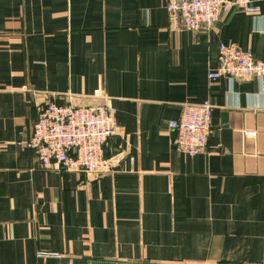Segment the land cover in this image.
I'll use <instances>...</instances> for the list:
<instances>
[{
  "label": "crops",
  "instance_id": "0c3cea01",
  "mask_svg": "<svg viewBox=\"0 0 264 264\" xmlns=\"http://www.w3.org/2000/svg\"><path fill=\"white\" fill-rule=\"evenodd\" d=\"M166 3L0 0V264H264V80L209 79L221 45L264 60V0L197 32ZM98 92L117 111L111 173L19 146L44 105ZM206 101L207 149L177 153L170 123Z\"/></svg>",
  "mask_w": 264,
  "mask_h": 264
},
{
  "label": "built area",
  "instance_id": "2783aa9c",
  "mask_svg": "<svg viewBox=\"0 0 264 264\" xmlns=\"http://www.w3.org/2000/svg\"><path fill=\"white\" fill-rule=\"evenodd\" d=\"M253 0H167L169 23L175 29L190 32L213 27L227 3L242 12L257 13ZM264 80V60L255 59L251 51L235 45H221L218 69L209 73V79ZM110 97L98 92L85 105L50 102L40 110L32 135L19 142L22 148L36 153L45 170H66L87 175L108 174L114 170L112 158L105 156L107 142L116 135L117 111ZM210 101L187 104L180 117L170 123L175 134L177 153L190 157L203 153L212 133ZM40 257L59 258L57 253L39 252Z\"/></svg>",
  "mask_w": 264,
  "mask_h": 264
}]
</instances>
